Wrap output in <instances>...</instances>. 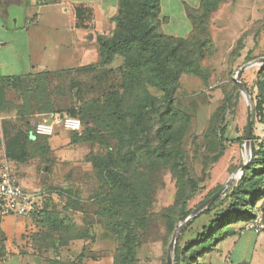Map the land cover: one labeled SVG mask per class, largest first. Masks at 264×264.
I'll use <instances>...</instances> for the list:
<instances>
[{
    "label": "rangeland",
    "instance_id": "obj_1",
    "mask_svg": "<svg viewBox=\"0 0 264 264\" xmlns=\"http://www.w3.org/2000/svg\"><path fill=\"white\" fill-rule=\"evenodd\" d=\"M187 11L192 26L182 37L167 35L162 27L167 20H157L162 49L178 48L169 67L175 78L169 81L168 95L156 85L152 66L143 63L137 81H125L123 87L119 70L108 76L90 70L30 77L0 92V166L8 165L18 180L24 168L30 176L39 173L41 186L54 175L47 145L36 143L31 135L51 114L75 113L85 125L82 132L70 133L83 140L71 147L83 145L89 152L85 161L72 167L63 163L56 171L55 179H61L58 201L49 190L40 192L59 208L62 226L50 225L47 218L40 223L0 217V261L15 249L48 263L77 264L85 250V264H111L112 258L115 264H167L173 235L186 218L182 204L191 192L178 153L200 185L188 205L192 212L241 171L247 162L248 104L236 75L264 58V0H215L207 15L199 9ZM117 60L124 62L120 56ZM258 81L264 83L263 64L242 75L259 139L264 138V88L259 90ZM9 145L11 155L5 150ZM107 166L124 187L110 183ZM245 170L212 210L204 211L180 235V257L174 252V264H264V231H251L249 220L228 211ZM62 197L67 198L65 209ZM259 203L256 215L263 210ZM223 217L227 222L211 232L212 243L197 250L199 237Z\"/></svg>",
    "mask_w": 264,
    "mask_h": 264
},
{
    "label": "crops",
    "instance_id": "obj_2",
    "mask_svg": "<svg viewBox=\"0 0 264 264\" xmlns=\"http://www.w3.org/2000/svg\"><path fill=\"white\" fill-rule=\"evenodd\" d=\"M202 2L161 0V20H167L166 24L162 23L163 31L175 37L187 35L192 26L187 10L200 9ZM118 11L119 0H0V78L77 73V70L97 64L100 61L97 38L115 28L113 18ZM70 41L71 50L68 45ZM118 57L111 65L97 70L104 76L120 70L123 63L118 62ZM56 114L60 113L51 114L48 119H53L51 117ZM58 131V134L46 140L53 161L49 166L53 168L54 175H48L46 183L41 186L37 183L38 172L32 171L30 176L27 169L19 170V182L27 191L40 194L42 189H47L55 201H58L57 193L60 192L56 189L61 186V179H55L56 171L62 168L63 163L71 166L73 162L85 161L89 155L83 145L71 147L70 132L61 128ZM5 150L7 152V147ZM61 193L76 199L65 192ZM62 198L66 202L62 207L65 209L67 198ZM259 205L264 212V194ZM56 206L51 204V210L60 211ZM69 211L81 214V211L72 208ZM18 225L22 226L23 223ZM22 230L23 227L19 232ZM13 261L19 264H50L45 259L32 256L30 252L24 254L15 249L9 250L8 256L0 264H12ZM111 264H114V258Z\"/></svg>",
    "mask_w": 264,
    "mask_h": 264
},
{
    "label": "trees",
    "instance_id": "obj_3",
    "mask_svg": "<svg viewBox=\"0 0 264 264\" xmlns=\"http://www.w3.org/2000/svg\"><path fill=\"white\" fill-rule=\"evenodd\" d=\"M213 1L215 0H203L199 10L203 11L204 15L209 14ZM160 13L161 0H119V11L118 14L113 18V22L115 23L116 27L115 32L110 36L101 35L97 38L100 51V61L95 65L77 70L76 72L105 68L106 66L111 65L117 56H120L124 59V62L119 70L122 76V87L124 86L125 81H137L136 77L139 73L142 63L145 65L150 64L152 66L153 72L156 74V85L168 95L169 81L175 78V73H173L169 67L176 57L178 48L171 45L166 50L162 49V38L157 34V20L160 19ZM169 39L172 40L174 38ZM143 54H146L147 56H144ZM70 73L72 72L40 74L39 76L50 77L51 75L56 76ZM30 77L33 76H29L27 78ZM27 78H0V92H3V89L12 83L21 82ZM257 85L259 90H263L264 83L258 81ZM260 105L261 117L264 119V95ZM170 108L171 106H169V109ZM72 116L77 117L75 113H73ZM31 135L35 138L36 143H43L47 145L46 140L49 137L36 136L33 131L31 132ZM252 137L254 142L253 160L252 163L246 168L243 179L234 188L233 193L234 195H237V200L233 201L228 210L230 214H233L235 217H243L249 221L255 218L256 205L262 199L264 194V138L258 139L256 137L254 132V121ZM79 142H83L80 137L79 139L74 138V136L72 137V143ZM11 148V145L7 147V154L10 153ZM178 157L181 160L182 171L187 175L191 188L190 194L185 198L182 204V215L184 217H188L192 213V210H188V205L190 201H192L197 196L200 185L193 174L189 171L186 162L183 161V154L181 152L178 153ZM94 163H96V161L92 160V165ZM108 169L109 166L105 167V170L107 171L106 175L108 176L110 183L115 187H124L125 184L120 180L118 174L113 173ZM248 173H250L249 176L247 175ZM214 194H212L210 198ZM219 199L220 198H218L212 204L210 210H212ZM69 202H72L71 199ZM58 216L59 213L51 210V204L50 201H48V204L45 206L43 212L35 221L41 223L46 220L45 218H47L48 221L46 222H49L50 225L52 224L54 227H57L58 225L62 226L63 221L59 220ZM226 222V218L223 217L213 223L209 229H206L204 234L196 241L198 244L197 250L205 249L208 245H210L215 239L213 237L211 238V232L214 229L220 228ZM127 244L128 242H125V246H127ZM179 248L180 243L178 240L175 250L177 258L180 257ZM88 256V253L83 250L78 258L79 261L77 264H85L84 261L88 258ZM115 263L116 261L114 259V264ZM50 264L63 263L59 261H52Z\"/></svg>",
    "mask_w": 264,
    "mask_h": 264
},
{
    "label": "built area",
    "instance_id": "obj_4",
    "mask_svg": "<svg viewBox=\"0 0 264 264\" xmlns=\"http://www.w3.org/2000/svg\"><path fill=\"white\" fill-rule=\"evenodd\" d=\"M38 123L33 133L36 136L52 137L59 128L68 132L79 133L84 130L82 121L66 114H56ZM48 200L45 195L27 191L6 164L0 166V216H20L37 220ZM248 228L256 233L264 231V212L259 211L250 221Z\"/></svg>",
    "mask_w": 264,
    "mask_h": 264
},
{
    "label": "water",
    "instance_id": "obj_5",
    "mask_svg": "<svg viewBox=\"0 0 264 264\" xmlns=\"http://www.w3.org/2000/svg\"><path fill=\"white\" fill-rule=\"evenodd\" d=\"M264 65V58L259 61L251 62L244 67H242L236 75V82L238 86L241 88L243 95L247 99L248 104V112H247V125H246V137H245V148L247 153V162L245 165L241 167L240 172H236L228 181V183L221 188L218 192H216L210 199H208L204 204H202L199 208H197L195 211H193L188 217L185 218L182 225H180L177 230L175 231L169 250H168V257H167V264H174L173 263V257L175 248L178 242V239L180 235L183 233V231L187 228V226L194 221L199 215H201L204 211L209 209L211 205L220 198L226 190L234 183L235 179L241 175L242 171H244L251 161L253 160V112H252V98L247 90L246 85L242 82V75L245 70H247L250 67L256 66V65ZM246 264V263H244Z\"/></svg>",
    "mask_w": 264,
    "mask_h": 264
}]
</instances>
